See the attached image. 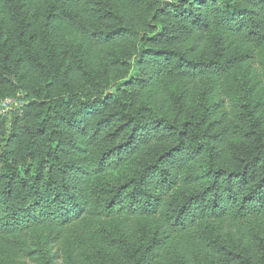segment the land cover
<instances>
[{"label":"trees","instance_id":"obj_1","mask_svg":"<svg viewBox=\"0 0 264 264\" xmlns=\"http://www.w3.org/2000/svg\"><path fill=\"white\" fill-rule=\"evenodd\" d=\"M0 264H264V0H0Z\"/></svg>","mask_w":264,"mask_h":264},{"label":"rangeland","instance_id":"obj_2","mask_svg":"<svg viewBox=\"0 0 264 264\" xmlns=\"http://www.w3.org/2000/svg\"><path fill=\"white\" fill-rule=\"evenodd\" d=\"M4 104H5V106H3V104H1L2 105V108L4 109H2L3 110V112L4 111H6V110H8V109H10V108H12V107H17V106H20V104H19V102H18V100L17 99H12V100H10L9 102H3Z\"/></svg>","mask_w":264,"mask_h":264},{"label":"built area","instance_id":"obj_3","mask_svg":"<svg viewBox=\"0 0 264 264\" xmlns=\"http://www.w3.org/2000/svg\"><path fill=\"white\" fill-rule=\"evenodd\" d=\"M12 99H14V98H11V97H7V98H4V99H0V114L1 113H3V108H2V105L1 104H3V106H5V104L3 103L4 101L5 102H9L10 100H12ZM3 109V110H2Z\"/></svg>","mask_w":264,"mask_h":264}]
</instances>
